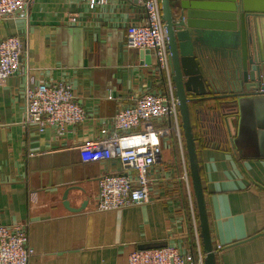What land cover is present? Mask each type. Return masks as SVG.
<instances>
[{
	"label": "crops",
	"instance_id": "0c3cea01",
	"mask_svg": "<svg viewBox=\"0 0 264 264\" xmlns=\"http://www.w3.org/2000/svg\"><path fill=\"white\" fill-rule=\"evenodd\" d=\"M27 12L23 62L31 82L69 81L88 117L62 136L53 127L25 128V78L0 80V225L27 227L35 250L29 264H129L144 244L190 248L192 221L179 186H166L159 200L99 211L98 180L120 163L84 162L79 147L101 138L105 122L156 83L153 59L146 64L125 43L127 25L143 20L140 3L106 0L91 9L87 1L35 0ZM25 21H0V40L23 35ZM240 110L229 119L230 150L213 144L200 152L211 239L221 246L216 264H264V103ZM69 186L85 188L69 197L73 208L87 200L82 210L64 205Z\"/></svg>",
	"mask_w": 264,
	"mask_h": 264
},
{
	"label": "built area",
	"instance_id": "2783aa9c",
	"mask_svg": "<svg viewBox=\"0 0 264 264\" xmlns=\"http://www.w3.org/2000/svg\"><path fill=\"white\" fill-rule=\"evenodd\" d=\"M34 1L0 0V21L27 18V24L21 23L23 35L0 40V80L10 76L25 78L21 90L25 128L33 127L42 133L53 127L62 136L68 126L81 124L88 114L69 81L31 82L28 64L23 59L28 56L24 36L29 29L27 9ZM80 1H87L91 9L106 4V0ZM137 1L143 9V20L127 25L125 43L128 48L151 50L154 62L150 72L155 86L152 84L105 122L101 138L81 144V156L84 162L118 160L120 163L118 172H107L98 180L99 211L162 199L169 185L179 186L186 195L193 247L182 250L167 243L162 247L137 249L129 255V264H206L161 0ZM71 17L74 20L75 16ZM214 249L218 251L221 246ZM34 253L25 225H0V264H29Z\"/></svg>",
	"mask_w": 264,
	"mask_h": 264
},
{
	"label": "water",
	"instance_id": "95a60500",
	"mask_svg": "<svg viewBox=\"0 0 264 264\" xmlns=\"http://www.w3.org/2000/svg\"><path fill=\"white\" fill-rule=\"evenodd\" d=\"M171 65L184 129L190 176L200 222L206 264H216L195 149L189 102L207 96L231 97L240 109L252 102L264 103V0H161ZM146 64L150 49H138ZM141 60V63H144ZM85 192L81 186L66 188L64 205L72 211L70 192ZM167 244H144L139 249Z\"/></svg>",
	"mask_w": 264,
	"mask_h": 264
},
{
	"label": "trees",
	"instance_id": "16d2710c",
	"mask_svg": "<svg viewBox=\"0 0 264 264\" xmlns=\"http://www.w3.org/2000/svg\"><path fill=\"white\" fill-rule=\"evenodd\" d=\"M189 107L195 139V149L202 179L200 152L213 144H217L221 149L230 150L229 119L239 116V108L234 98L213 96H207L201 100L189 102ZM173 152L175 155V148H173ZM187 160L189 164L188 154ZM181 193L187 204L184 191L182 190ZM193 196L196 199L194 192ZM190 247H193L192 238H190Z\"/></svg>",
	"mask_w": 264,
	"mask_h": 264
}]
</instances>
